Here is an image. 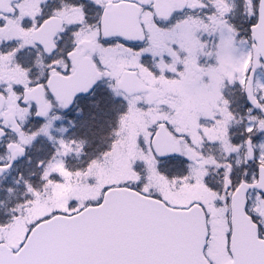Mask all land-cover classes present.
<instances>
[{
  "label": "flooded vegetation",
  "instance_id": "flooded-vegetation-1",
  "mask_svg": "<svg viewBox=\"0 0 264 264\" xmlns=\"http://www.w3.org/2000/svg\"><path fill=\"white\" fill-rule=\"evenodd\" d=\"M115 2L117 1L102 2L97 0L92 3L91 0H21L13 5L12 13L6 15L0 12V97L5 100V105L8 108L17 104V101H22L27 91L40 88L46 103L51 108L48 116L44 119H37V108L31 104L28 106L29 116L20 121L21 110L28 109V107L21 106L17 112L18 119L22 122L20 133H13L11 128L6 126L3 116L0 114V128L6 133L5 140L0 142V167L10 162L9 145L19 144L26 148V157L14 166L10 174L0 180V201L6 207H10L7 213L9 219H14L19 225L17 229L9 230L10 226H5V223L0 221V231L3 232L0 244H6L8 240L17 238L26 229L19 244H9L13 251H17L18 245L23 244L32 228L58 212L52 213L51 211L45 215L41 214L43 216L31 218L32 214L35 216L37 213L36 208H33V199L39 195H52V181L60 180L56 174H51L49 178H46L50 164L61 149L58 146L59 135L56 133L57 130L64 128L68 131V123L76 120L75 126L72 124V130L90 128L93 131L109 132L115 130L116 133L121 128L124 119L131 114L133 100L138 98L143 102L148 100L149 94L132 98L117 89L118 81L124 72L130 70L129 68L123 69L121 75L115 79L106 76L108 73L105 69L106 65L100 56L102 49L112 51L115 48H120L135 55L140 52L146 53L147 55L143 54L146 65L147 60H149L147 58L149 42L142 46L128 45L117 39L106 40L101 36V20L104 8L108 3ZM152 3L153 5H150ZM91 4L92 7H90ZM219 4L221 1L215 0L209 13L206 11L205 14L204 11L181 12L173 5L174 12L169 19H154L153 22L160 31L171 33L174 27L181 22V19H184L181 23L192 25L198 17L218 16L216 7ZM141 8L146 20L147 13L154 10V0H151L147 5L142 4ZM193 8L196 9L195 6ZM68 12L71 13L70 17L67 16ZM52 17L61 18L64 22V28L55 36L54 52L49 55L45 52L42 43L47 39L49 40L50 36L45 39L35 34L44 22ZM220 25L221 28L224 27V22H221ZM221 28L216 25L194 36L200 50L196 61L190 65L192 69L189 70V74L191 76L182 81L181 74L183 76L185 70L180 65H176L177 73L172 77L174 85L172 91L161 92L158 87H155L160 93V99L155 104L156 106L148 107L139 103L136 104L135 111L156 116L158 121L152 126L151 131L157 132L161 128L166 129L174 136L175 141L180 146L182 157L165 160L163 161L165 165L175 162L186 163V151L191 149L201 157V164H206V166L197 168L201 170L203 175L209 173L211 165L220 166L225 174L224 190L229 201L241 183L258 184L259 182V168L261 166L259 131L250 123L245 125L242 123L239 125L232 124L234 114L227 107L225 110L231 118V124L226 128L224 127L221 133L213 136L211 132L215 131L218 124H222V121L227 119L217 116V114L214 115L211 112L213 109L207 107H186L187 112H182L180 108L181 105H184L183 100L186 96L196 99V96L200 94L203 100L204 93L200 91L198 86L209 87L213 81L218 82L217 94L219 97L221 96V100L217 102L218 109L223 110L224 102L228 103V78L222 73L223 70L219 64ZM85 29L94 33L95 38L93 40L81 37ZM147 29L149 30V27L146 24L145 30L148 34ZM171 50L177 53V57H179L180 48L178 44L171 45ZM84 51H86L85 56L92 60L96 68L102 73L103 78L97 83L92 95L93 111L91 112L88 107L87 99L89 98H79L76 100L75 111L71 113L73 110L67 112L55 101L48 88V82L50 77L54 75L60 74L67 77L74 73L75 70L69 58L70 54ZM185 58L187 57L185 56ZM163 60L169 63L173 61L169 55H164ZM213 70L219 72L214 74L215 71ZM184 88H197V91H181ZM207 98L211 99L212 95L208 93ZM245 111L249 113V116H252L248 106L245 107ZM243 112L244 109L241 108L240 114L243 115ZM74 115L77 117L73 118ZM84 115H86L84 118L78 117ZM83 119H86L88 124L82 125L80 120ZM58 121H62L64 124H59ZM182 124L186 125L183 128L185 132L180 134L179 128ZM244 127H246V131H244ZM115 133L114 142L117 141ZM222 135L225 137L224 140ZM78 138L79 136L76 139ZM74 140L73 138L72 141ZM63 142L65 144L70 142L67 133L64 135ZM249 143H252L254 149L253 160H250L248 156ZM116 148L117 144L112 148V152L116 153ZM66 169L74 175V182L79 188L84 187L81 171L87 170L86 176L90 178L92 175L93 181L97 180L96 166L91 168L90 165H87L85 168V158L82 155L79 158L76 156L67 158ZM248 213L258 224L260 236L264 239V192L257 190L250 192ZM227 223L230 224V206L227 209ZM15 230L16 236L12 238L11 235Z\"/></svg>",
  "mask_w": 264,
  "mask_h": 264
},
{
  "label": "rangeland",
  "instance_id": "rangeland-1",
  "mask_svg": "<svg viewBox=\"0 0 264 264\" xmlns=\"http://www.w3.org/2000/svg\"><path fill=\"white\" fill-rule=\"evenodd\" d=\"M94 1L95 0H91ZM97 1V0H96ZM108 1V0H99ZM147 5L151 0H134ZM216 9L218 16H206L204 19H195L194 24L181 23L184 19H181L170 32H162L154 25L153 18L150 14L146 16V23L149 27L151 35L150 46L148 49V56L152 60H147V65L144 61L143 54L139 53L135 55L126 50L115 48L112 51L101 50L100 56L103 63L106 65V76L109 78H117L121 75L122 70L125 68L135 69L140 71V78L144 83L152 87H160L161 92L171 91L174 87L172 83L173 75H176V65H180L185 70L184 75L181 78L191 76L189 70L191 63L196 61L198 57L199 46L195 39V35L200 32H205L207 29L220 26L221 22L228 17L233 20H240L243 24H248L252 21L254 5L256 0H220ZM214 1L209 0H188L189 8L195 6L197 9L206 11V4L210 3L212 7ZM220 13V15H219ZM70 17L71 13H67ZM209 27V28H208ZM83 39L93 40L94 33L85 29L81 35ZM220 63L223 70V74L228 78L229 83L232 85L239 84L243 81V76L251 66L252 61V43L250 39L238 41L235 32L231 28H223L220 31ZM178 44L180 48L179 57L177 53L172 52L171 45ZM147 55V54H146ZM164 55H169L172 62H165L163 60ZM185 56L187 58H185ZM219 72L217 70H213ZM211 73V75H214ZM181 81V82H182ZM180 82V83H181ZM221 80L219 81L220 84ZM200 91L204 93V99H201V95L198 94L196 99L190 96L184 97L181 105V111L188 108H202L207 107L213 109L211 111L214 115L222 116L224 119L222 124H218L211 133L216 135L221 133L224 127H228L231 124V118L226 112L227 104L224 102L223 110L218 109L217 102L221 100V96L217 94L218 82L213 81L209 87L203 85L198 86ZM181 91H197V88H184ZM208 93L212 95L211 99H208ZM256 97L262 103L261 117L248 116L246 120L252 124L253 127L260 133V163L264 164V69L257 74L255 83ZM166 97L165 94H163ZM143 101L138 98L133 100L132 111L127 116L119 131L117 132V148L116 153L104 160L103 164H97L95 174L97 180L94 182L92 175L90 178L86 176L87 171L82 172V181L84 187L79 188L74 182V175L69 173L66 169V160H63L61 156H70L75 154L76 158H79L83 150H80L76 144L69 142L65 144L63 142L66 130L59 128L57 130L58 146L59 149L57 156L50 164V168L47 170L46 178H49L51 174H56L59 177V181H52V195H39L36 199H33V208H36L37 213L31 215V218L37 217L41 214L45 215L52 211H64L65 213L77 212L82 209L86 201H92L97 203L102 193L107 191L111 187L126 186L136 182V185L142 189V193L153 197H160L164 202L173 208H189L194 204L201 205L209 218V226L211 229L212 241L210 248L208 249L209 258L213 264H231V259L226 251L225 244L228 240L227 231L229 230L227 223V209H228V197L225 195L224 189L211 187L210 182L205 181V176L200 169H196L192 166L185 164H173L167 169L171 174L164 175L161 173V163L154 156L150 147V139L154 132H152V126L158 121V118L154 115H146L144 112H136V104ZM204 102V103H203ZM254 112H252L253 114ZM29 116V110H21V120L27 119ZM227 121V125L225 123ZM59 124H64L62 121H58ZM22 124V122H21ZM73 122L68 123L67 128L71 126ZM90 124V123H89ZM186 125L182 124L179 128V133L185 132L183 129ZM93 131H91V134ZM224 140V135H222ZM220 139V137H219ZM215 140V139H213ZM239 166L241 164H238ZM202 166H206L203 164ZM144 172L143 173V169ZM66 169V171H65ZM140 169V170H136ZM247 169V168H246ZM155 195V196H154ZM31 209V207H30ZM29 209V210H30ZM28 210V212H29ZM9 212V211H8ZM5 208L0 206V221L4 222L5 226H10L9 230L17 229V221L9 219V215ZM41 215V216H43ZM8 230V231H9ZM26 229L15 239L8 240L6 244L17 245L19 244ZM0 231V238L2 235ZM16 236V230L12 233L11 237Z\"/></svg>",
  "mask_w": 264,
  "mask_h": 264
},
{
  "label": "water",
  "instance_id": "water-1",
  "mask_svg": "<svg viewBox=\"0 0 264 264\" xmlns=\"http://www.w3.org/2000/svg\"><path fill=\"white\" fill-rule=\"evenodd\" d=\"M167 5L169 11L165 18L172 14L169 0H156L157 13ZM185 8L183 3L182 9ZM112 10L120 21L127 12L132 13L129 20L138 36L135 41H140L138 6L130 3L108 6L106 18ZM115 35L130 41L131 35L125 29L117 30ZM251 38L255 43L254 62L247 95L249 102L258 108L253 85L257 71L262 68L260 60L264 62V0H260L258 23L251 30ZM79 70L72 81L84 85L73 97L61 101L71 104L77 95L92 91L98 74L89 71L87 64L79 66ZM120 88L131 95L147 91L133 73L124 76ZM156 99L157 96H153L150 102ZM153 145L162 158L179 155L177 146L164 130L158 132ZM199 159L188 154L190 162L198 164ZM261 172L258 186L244 183L232 198L233 264H264V242L259 240L258 228L246 214L249 191L254 188L264 191L263 167ZM207 241L206 216L199 206L175 211L136 192L114 190L98 208H89L72 218H55L38 226L18 256H12L6 246H1L0 264H209L204 256Z\"/></svg>",
  "mask_w": 264,
  "mask_h": 264
},
{
  "label": "trees",
  "instance_id": "trees-1",
  "mask_svg": "<svg viewBox=\"0 0 264 264\" xmlns=\"http://www.w3.org/2000/svg\"><path fill=\"white\" fill-rule=\"evenodd\" d=\"M232 26L238 32V34L240 35V37L246 38L249 35V29H248V27H246L245 29H243L241 26H237L236 24L235 25L232 24Z\"/></svg>",
  "mask_w": 264,
  "mask_h": 264
}]
</instances>
